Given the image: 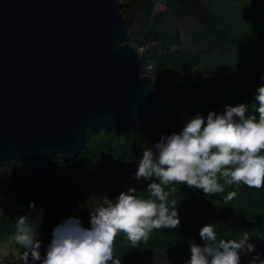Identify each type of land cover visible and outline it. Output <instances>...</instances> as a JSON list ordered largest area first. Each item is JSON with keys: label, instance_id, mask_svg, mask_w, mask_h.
Returning <instances> with one entry per match:
<instances>
[{"label": "trees", "instance_id": "1", "mask_svg": "<svg viewBox=\"0 0 264 264\" xmlns=\"http://www.w3.org/2000/svg\"><path fill=\"white\" fill-rule=\"evenodd\" d=\"M240 1L247 5L239 6ZM119 2L127 27L124 44L142 49L148 75L156 81L150 108L131 128L90 131L85 149L75 159L57 154L33 162H0V212L22 208L0 217V244L16 235L18 216L43 210L37 229L43 256L54 229L65 220L78 218L90 227L93 209L116 201L130 188H136L139 197L150 198L147 186L152 181L136 180L135 173L144 151L155 153L163 136L181 132L197 115L206 122L209 112L222 114L228 105L246 104L247 115L258 117L255 97L264 86V0ZM231 2L237 4L227 11L219 7ZM167 15L196 25V49L185 47L178 27H164ZM220 183L224 191L212 195L179 183L165 187L169 204L175 201L180 226L153 230L135 246L121 232L114 241V257L121 264H188L192 244H204L199 233L207 224L216 227L218 240L239 239L244 227L264 238V188ZM233 191L235 198L225 202ZM33 202L36 210L29 207ZM17 250L23 264L24 249L17 244ZM242 264H247L244 255Z\"/></svg>", "mask_w": 264, "mask_h": 264}, {"label": "water", "instance_id": "2", "mask_svg": "<svg viewBox=\"0 0 264 264\" xmlns=\"http://www.w3.org/2000/svg\"><path fill=\"white\" fill-rule=\"evenodd\" d=\"M119 0H0V162L77 158L141 122L156 93ZM264 202V199H263ZM264 259V238L248 228ZM255 253L244 255L247 264Z\"/></svg>", "mask_w": 264, "mask_h": 264}, {"label": "clouds", "instance_id": "3", "mask_svg": "<svg viewBox=\"0 0 264 264\" xmlns=\"http://www.w3.org/2000/svg\"><path fill=\"white\" fill-rule=\"evenodd\" d=\"M257 92L254 112L258 117L247 115L246 104L228 105L222 114L209 112L206 122L197 115L181 132L163 136L155 144V153L144 151L135 173L136 180L152 181L147 186L150 198L139 197L136 188H130L116 201H105L93 209L90 227L78 218L65 220L54 229L43 256L42 241L37 238L43 210L18 216L15 241L24 249L23 264H29L30 257L32 264H121L114 257L119 233L135 246L153 230L180 226L175 201L169 204L165 191L173 183L203 190L205 195L222 193L220 180L229 186L264 188V86ZM236 195L230 192L225 202ZM29 207L36 210L34 202ZM199 234L204 244H192L188 264H242V255L248 253H255L249 264H264L247 232H241L239 239L218 240L216 227L207 224Z\"/></svg>", "mask_w": 264, "mask_h": 264}, {"label": "rangeland", "instance_id": "4", "mask_svg": "<svg viewBox=\"0 0 264 264\" xmlns=\"http://www.w3.org/2000/svg\"><path fill=\"white\" fill-rule=\"evenodd\" d=\"M239 6L247 5L246 2H239ZM237 3H226L220 5L219 7L227 11ZM252 3H249L251 5ZM159 9L166 10L165 6H159ZM165 28L178 27L182 32V37L185 42V47L189 49H196L199 44L196 41V36L198 34V29L196 25L188 19H177L172 15H167L166 21L164 23ZM22 208H14L10 210H5L0 212V217L6 214H14L20 211ZM17 242L15 241V236H11L7 241L0 244V264H20V256L17 250Z\"/></svg>", "mask_w": 264, "mask_h": 264}]
</instances>
